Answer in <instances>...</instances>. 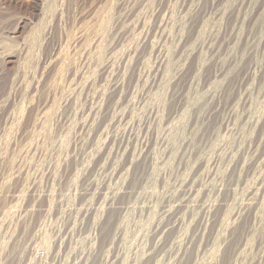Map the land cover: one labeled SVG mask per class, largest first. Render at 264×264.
<instances>
[{"label":"rangeland","instance_id":"obj_1","mask_svg":"<svg viewBox=\"0 0 264 264\" xmlns=\"http://www.w3.org/2000/svg\"><path fill=\"white\" fill-rule=\"evenodd\" d=\"M0 264H264V0H0Z\"/></svg>","mask_w":264,"mask_h":264}]
</instances>
